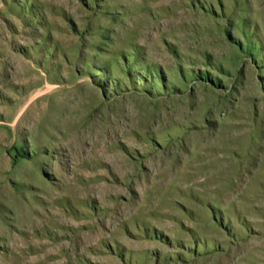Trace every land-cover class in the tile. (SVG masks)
<instances>
[{
  "label": "rangeland",
  "instance_id": "1",
  "mask_svg": "<svg viewBox=\"0 0 264 264\" xmlns=\"http://www.w3.org/2000/svg\"><path fill=\"white\" fill-rule=\"evenodd\" d=\"M0 264H264V0H0Z\"/></svg>",
  "mask_w": 264,
  "mask_h": 264
},
{
  "label": "bare ground",
  "instance_id": "2",
  "mask_svg": "<svg viewBox=\"0 0 264 264\" xmlns=\"http://www.w3.org/2000/svg\"><path fill=\"white\" fill-rule=\"evenodd\" d=\"M211 132V131H210ZM210 132H208L209 134H210ZM212 134V133H211ZM207 138V137H206ZM205 139V138H204ZM211 144H213L210 140L208 141V144H206V143H201V144H199L198 145V147H200L199 148V150L198 149H194V148H192V149H190V150H188V147L185 145L184 147H185V149L186 150H188V155H184V154H182V155H180V158H183V157H185L186 159H198V158H207L208 157V159L207 160H209V159H211V158H213V155H212V153H207V152H203V153H201L200 151H202V150H207L208 148H209V146L211 145ZM189 146V145H188ZM190 146H192V145H190ZM197 146V145H196ZM218 148V147H217ZM109 149V148H108ZM184 148H183V150H185ZM215 149V148H214ZM197 152H200L201 154H198ZM180 154V151L178 150V149H176V150H168L167 151V153H160V154H157L156 155V157H159V158H164V157H172L173 159H177V156ZM104 155V154H103ZM34 216L36 217V215L34 214ZM29 219V221H35L34 220V218H32V217H29L28 218ZM34 223V222H33ZM20 250H23L20 246L18 247Z\"/></svg>",
  "mask_w": 264,
  "mask_h": 264
}]
</instances>
